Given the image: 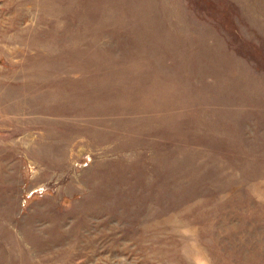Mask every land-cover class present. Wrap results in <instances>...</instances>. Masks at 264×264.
<instances>
[{
    "label": "rangeland",
    "instance_id": "obj_1",
    "mask_svg": "<svg viewBox=\"0 0 264 264\" xmlns=\"http://www.w3.org/2000/svg\"><path fill=\"white\" fill-rule=\"evenodd\" d=\"M0 264H264V0H0Z\"/></svg>",
    "mask_w": 264,
    "mask_h": 264
}]
</instances>
